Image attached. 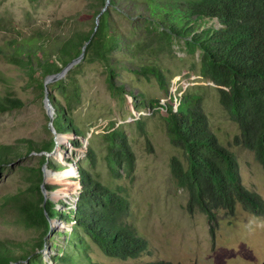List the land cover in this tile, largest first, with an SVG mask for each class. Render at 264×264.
<instances>
[{"label":"trees","instance_id":"1","mask_svg":"<svg viewBox=\"0 0 264 264\" xmlns=\"http://www.w3.org/2000/svg\"><path fill=\"white\" fill-rule=\"evenodd\" d=\"M84 1L83 11L62 23L67 28L63 35L36 33L12 39L0 53L22 69L31 87L44 96L45 78L59 73L77 59L84 48L81 61L104 68L111 95L129 107L137 129L144 133L136 109L138 105L145 107V99L141 96L137 99L118 87L115 84L118 74L110 65V59L114 53L121 52L123 43V37L110 22L111 12L117 10L115 2L109 0L102 12L106 0ZM141 3L148 12L137 15L130 12V18L122 15L133 30L140 31L143 39L132 45L123 44V57L137 58L145 41L152 38L161 42L162 51L163 47L170 49L173 39H182L193 52L198 50L200 76L213 84L219 105L240 130L236 143L251 151L264 170V0H141ZM85 21L90 25L88 30L82 29ZM81 66V62L72 66L65 78L48 86L61 99L56 102L49 95L54 109L51 128L56 135L68 136L72 146L83 135L72 118L73 110L80 103L76 73ZM132 73L152 77L167 96L166 103L150 100L146 108L151 113L162 114L166 136L180 154L171 157L169 170L176 185L187 193V211L203 213L210 232L216 225L218 212L232 216L238 206L244 212L264 217L263 199L242 184L235 157L210 131L201 97L170 93L158 65H139ZM23 105L17 98L6 97L0 101V113L20 109ZM102 129L106 146L103 160L112 183H102L87 169L79 167L76 172L79 194L76 203L68 207L69 211H59L42 193V166L47 154L57 146L54 136L38 145L20 140L25 153L14 146H0V173L33 152L41 154L38 167L22 168L28 173L27 187L13 195L2 196L0 208H17L23 222L36 226L42 236L59 234L51 230L49 223L55 216L61 215L73 223L72 232L65 233L66 247L59 248L53 258L62 264L82 260L88 264L85 257L88 240L106 257L121 261L137 260L148 253L146 240L127 222L128 203L121 183L134 167L133 154L125 134L115 123L109 122ZM84 160L95 165L96 154L92 148L87 149ZM43 248L42 237L34 244L25 245L0 241V264H39ZM134 264L171 263L161 260Z\"/></svg>","mask_w":264,"mask_h":264},{"label":"rangeland","instance_id":"2","mask_svg":"<svg viewBox=\"0 0 264 264\" xmlns=\"http://www.w3.org/2000/svg\"><path fill=\"white\" fill-rule=\"evenodd\" d=\"M114 2L117 10L111 12L110 22L123 37L121 52L124 53L123 44L132 45L143 39L140 31L133 30L132 24L122 15L130 18V12L137 15L148 12V8L141 0ZM85 4L84 0H0V52L7 41L23 36L36 33L63 35L67 28L62 23L82 12ZM89 27L87 21L82 23V29L88 30ZM161 47V42L152 38L145 41L137 58L123 57L118 51L110 59L111 67L118 74L115 84L135 98L141 96L145 99V107L138 105L136 109L143 122L144 133L137 129L129 107L111 95L104 68L97 63L81 61V69L76 73L81 97L72 118L83 135L77 138L75 146L70 144L68 136L53 132L50 118L54 116V109L46 107L45 95L40 96L31 87L26 73L0 53V101L10 97L24 104L20 109L0 113V146H14L20 153H25L20 140L38 145L54 136L57 146L47 154V161L42 166L46 175L41 187L45 199L51 201L56 209L69 211L68 207L76 203L79 194L76 181L79 167L87 169L102 183H112L103 160L106 146L102 140V127L113 122L123 131L134 157L130 175L121 181L128 203L127 222L146 240L148 253L137 260L121 261L106 257L86 239L89 244L85 255L88 264H134L161 260L171 264H264V217L244 212L238 206L232 216L218 212L216 225L210 232L203 213L196 210L190 214L186 209L187 193L176 185L169 170L171 157H179L180 154L166 136L162 114L151 113L146 108L150 100L166 103L167 96L152 77L132 73L139 65H158L170 93L201 97L210 131L218 143L235 157L242 184L260 195L263 201L264 170L251 151L236 143L240 130L219 105L213 84L200 76L199 51H191L182 39H173L170 49L163 47L162 51ZM51 84L47 85L48 102L49 95L56 102H61L57 92L48 88ZM88 148L96 154L94 166L84 160ZM40 156L33 152L0 173V202L2 196L13 195L18 189L27 187L28 173L22 168L38 167ZM45 185L51 189H46ZM49 223L51 230L58 235L42 236L36 226H27L23 222L17 208H0V241L25 245L34 244L42 237L44 248L40 251L39 264H62L53 258L59 248L66 247L65 233L72 232L73 223L61 215L49 219ZM73 264L87 263L82 260Z\"/></svg>","mask_w":264,"mask_h":264},{"label":"water","instance_id":"3","mask_svg":"<svg viewBox=\"0 0 264 264\" xmlns=\"http://www.w3.org/2000/svg\"><path fill=\"white\" fill-rule=\"evenodd\" d=\"M108 4H109V0H106V6L103 8L102 12L107 8ZM102 12H101V13H102ZM98 17H99V16H98ZM97 24H98V20L95 21V25H97ZM83 56H84V48H83V50H82L80 56H79L77 59H75L74 61H72L71 63H69V64H68L65 68H63L59 73L54 74V75H51V76H48V77L45 78V80H44L45 94H44V95H45V99H46V102H47V103H46V107H47V108H50V107H51V104L48 102V99H47V95H48L47 85L50 84V83L56 82L57 80L63 79L64 76L67 74V72L70 70V68H71L72 66H74V65H76V64H78V63L81 62ZM48 115H49V112H48ZM52 119H53V117L50 118L51 123H52ZM53 132H54V131H53ZM56 144H57V142H56ZM45 175H46V174H45V172L43 171V179H45ZM41 188H42V187H41ZM42 193H43V190H42ZM43 195H44V194H43ZM44 199H45V195H44ZM50 227H51V225H50Z\"/></svg>","mask_w":264,"mask_h":264}]
</instances>
